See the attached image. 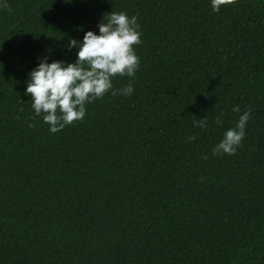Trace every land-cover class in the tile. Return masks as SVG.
Masks as SVG:
<instances>
[{"label":"trees","instance_id":"trees-1","mask_svg":"<svg viewBox=\"0 0 264 264\" xmlns=\"http://www.w3.org/2000/svg\"><path fill=\"white\" fill-rule=\"evenodd\" d=\"M119 11L133 93L49 132L24 94L37 57L74 62L69 37ZM0 264H264V0H0Z\"/></svg>","mask_w":264,"mask_h":264},{"label":"clouds","instance_id":"clouds-1","mask_svg":"<svg viewBox=\"0 0 264 264\" xmlns=\"http://www.w3.org/2000/svg\"><path fill=\"white\" fill-rule=\"evenodd\" d=\"M229 0H209L213 12ZM105 21L97 24L98 33L91 30L83 33L82 39L69 37L65 51L75 49L76 59L67 63L62 60L48 62V58L37 57L35 67L28 73L24 94L30 96L31 109L35 116H41L48 131L56 133L66 125L81 120L86 113V104L101 98L111 90L112 95L130 96L135 73L140 59L134 45L140 44L141 32L137 16H128L124 11L110 12ZM131 78L120 89L113 88L114 76ZM232 111L240 113L239 105ZM222 116L215 120L222 123ZM250 119V110L243 111L235 127L224 131L222 138L211 149L213 156L235 154L245 136V125ZM195 126L206 127L203 117L194 122ZM29 127L32 125L29 123ZM195 136L188 137L194 140ZM207 159L205 155L203 157Z\"/></svg>","mask_w":264,"mask_h":264}]
</instances>
